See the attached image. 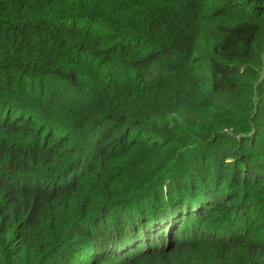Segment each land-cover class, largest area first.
Instances as JSON below:
<instances>
[{"label": "trees", "instance_id": "1", "mask_svg": "<svg viewBox=\"0 0 264 264\" xmlns=\"http://www.w3.org/2000/svg\"><path fill=\"white\" fill-rule=\"evenodd\" d=\"M0 264H264V0H0Z\"/></svg>", "mask_w": 264, "mask_h": 264}]
</instances>
